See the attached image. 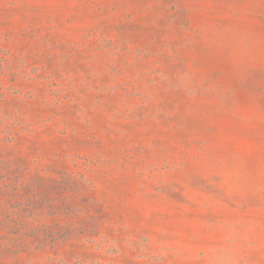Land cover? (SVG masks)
Instances as JSON below:
<instances>
[{
    "label": "rangeland",
    "instance_id": "rangeland-1",
    "mask_svg": "<svg viewBox=\"0 0 264 264\" xmlns=\"http://www.w3.org/2000/svg\"><path fill=\"white\" fill-rule=\"evenodd\" d=\"M0 264H264V0H0Z\"/></svg>",
    "mask_w": 264,
    "mask_h": 264
}]
</instances>
